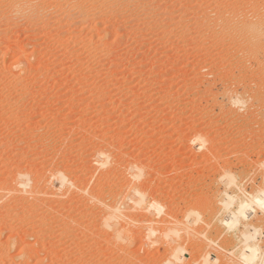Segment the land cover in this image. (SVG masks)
<instances>
[{"label":"rangeland","instance_id":"374dc122","mask_svg":"<svg viewBox=\"0 0 264 264\" xmlns=\"http://www.w3.org/2000/svg\"><path fill=\"white\" fill-rule=\"evenodd\" d=\"M262 193L264 0H0V264H264Z\"/></svg>","mask_w":264,"mask_h":264},{"label":"bare ground","instance_id":"6f19581e","mask_svg":"<svg viewBox=\"0 0 264 264\" xmlns=\"http://www.w3.org/2000/svg\"><path fill=\"white\" fill-rule=\"evenodd\" d=\"M12 1V0H11ZM104 3V2H103ZM14 4V3H13ZM15 6V5H14ZM15 8V7H14ZM11 9V8H10ZM256 29H257V27H256ZM256 29H255V27L254 26H249L248 27V31L250 32V33H252V34H255L256 33ZM249 35V34H248ZM195 140H196V138H195ZM202 139L200 138V141H201ZM199 141V142H200ZM219 142V141H218ZM210 143V142H209ZM213 143V142H212ZM199 144H202V143H199ZM211 144V143H210ZM209 145V144H208ZM206 146H207V143H206ZM200 147L202 148V145H200ZM211 148V147H210ZM222 148V147H221ZM225 148V147H224ZM196 150V149H195ZM212 150H214V149H212ZM215 154V153H214ZM139 155V154H138ZM209 155V154H208ZM211 156V155H210ZM215 156V155H214ZM219 156V155H218ZM104 157V156H103ZM108 157V156H107ZM214 159V158H213ZM104 160H105V158H104ZM136 160H138V159H136ZM102 161V160H101ZM107 161V160H106ZM226 161V160H225ZM104 163V162H103ZM224 163V162H223ZM135 167V166H134ZM113 172V171H112ZM228 172V171H227ZM24 176V175H23ZM18 179V178H17ZM61 180H62V178H61ZM68 182V181H67ZM108 182V181H107ZM64 182L63 181H61V186H65V184H63ZM230 183H231V181H230ZM20 185L19 186H21V187H23V188H25V186H27L26 185V182H25V180L24 179H22V180H20V183H19ZM67 184V183H66ZM71 184V183H70ZM139 184V183H138ZM134 185V184H133ZM34 186V185H33ZM67 187V186H66ZM109 187V186H108ZM116 187V186H115ZM140 187V186H139ZM111 188V187H110ZM147 188L149 189V187L147 186ZM65 189V188H64ZM69 189V188H68ZM140 189V188H139ZM138 189V190H139ZM136 190V189H135ZM62 191H63V189H62ZM103 192V191H102ZM134 192V191H133ZM68 193V192H67ZM106 194V193H105ZM132 194V193H131ZM144 194V193H143ZM263 194V193H262ZM137 195V194H136ZM135 196V195H134ZM145 197V196H144ZM153 197V196H152ZM263 197H264V194H263ZM261 198V197H256V198H254V202H255V204H257V206L259 205V206H264V198ZM100 198V197H99ZM130 199V198H129ZM112 200V199H111ZM114 200V199H113ZM139 201H137V200H135V201H137L136 202V204H138V202L140 203V199H138ZM159 200V199H158ZM226 200H227V198H226ZM229 200H231L230 198H229ZM228 200V201H229ZM92 201V200H91ZM167 201V200H166ZM169 201V200H168ZM181 201V200H180ZM228 201L226 202V203H228ZM160 202V201H159ZM152 203V202H151ZM169 203V202H168ZM226 203H224V205L226 206ZM230 204H232V202H229ZM229 203L227 204V205H229ZM109 204V203H108ZM112 204V203H111ZM110 204V205H111ZM133 204V203H132ZM160 204V203H159ZM158 204V205H159ZM172 204V203H171ZM240 204V203H239ZM255 204H253V206L255 205ZM94 205V204H93ZM114 205V204H113ZM152 205V204H151ZM170 205V204H169ZM252 205V204H251ZM97 206V205H96ZM134 206V205H133ZM157 206V205H156ZM174 207V206H173ZM229 208H230V206H228ZM228 207H226L227 208V210H228ZM250 208V205H248L245 201L243 202V203H241L240 205H239V207H238V209H237V212L236 213H231L230 212V216H228L226 219H225V223H226V225H228L230 228H232V227H234V226H236L237 225V223L239 222L238 221V217L240 216V217H246V209L247 208ZM104 208V207H103ZM149 208V207H148ZM179 208V207H178ZM225 208V209H226ZM107 209V208H106ZM111 209V208H110ZM121 209V208H120ZM136 209H137V206H136ZM161 209V208H160ZM163 209V208H162ZM139 210V209H138ZM164 210V209H163ZM251 210V209H250ZM249 210V211H250ZM115 211V210H114ZM119 211H122V210H119ZM135 211V210H134ZM111 212V211H110ZM113 212V211H112ZM111 212V213H112ZM139 212V211H138ZM156 212H157V209H156ZM152 213V212H151ZM155 213V212H154ZM160 213V212H159ZM112 214H110V216L108 217V218H110V220H112L111 219V217H113V216H111ZM118 215V214H117ZM120 215V214H119ZM116 216V215H115ZM106 217V216H105ZM114 218V217H113ZM119 218H121V217H119ZM165 220V219H164ZM105 221V220H104ZM183 221V220H182ZM194 221H196V220H194ZM193 221V222H194ZM113 222V221H112ZM111 222V223H112ZM237 222V223H236ZM110 222H107V225L105 224L104 226H106V227H110L111 225L113 226V224H111ZM165 223V222H164ZM120 224H121V222H120ZM236 224V225H235ZM165 225H167V223L165 224ZM170 225V224H169ZM128 226V225H127ZM108 227V228H109ZM133 227V226H132ZM128 228V227H127ZM113 229V228H112ZM188 229V228H187ZM123 231V230H122ZM126 231V230H125ZM124 231V232H125ZM127 232V231H126ZM141 232V231H140ZM144 232V231H143ZM176 232V231H175ZM250 233V232H249ZM254 233H256L255 232V230H254ZM127 234V233H126ZM170 234V233H169ZM256 236V235H255ZM130 237H131V234H130ZM137 238V237H136ZM124 239V238H123ZM251 239V237H250V235H245V239H244V241H245V243H247L249 240ZM121 240V239H120ZM136 241V240H135ZM122 242V241H121ZM124 242V241H123ZM121 244V243H120ZM152 245V244H151ZM147 246H148V244H147ZM166 246V245H165ZM145 247V246H144ZM152 247V246H151ZM167 247H169V246H167ZM170 248V247H169ZM248 248V247H247ZM164 249V248H163ZM246 249V248H245ZM168 250V249H167ZM247 250V249H246ZM170 251V250H169ZM173 251V250H172ZM249 251L251 252V254L248 256H245V255H243V259L245 260V262L246 263H251V262H253V258L255 259V251L254 250H251V249H249ZM179 252V251H178ZM172 253V252H171ZM170 253V254H171ZM184 253V252H183ZM117 255V254H116ZM173 255V254H172ZM176 255V254H175ZM68 257V256H67ZM66 257V258H67ZM168 258V257H167ZM171 258H173V257H171ZM176 257L174 256V260L176 261L177 260V258L175 259ZM181 258H182V256H181ZM118 260V259H117ZM169 261V260H168ZM107 263V262H106ZM115 263H117V262H115ZM122 263V262H121ZM179 263V262H178ZM190 263V262H189ZM193 263V262H192ZM245 263V264H246ZM184 264V263H183Z\"/></svg>","mask_w":264,"mask_h":264}]
</instances>
